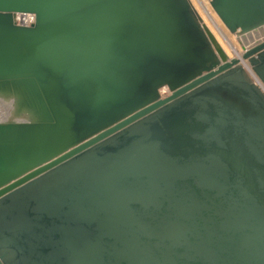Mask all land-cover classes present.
Instances as JSON below:
<instances>
[{"label":"water","instance_id":"water-1","mask_svg":"<svg viewBox=\"0 0 264 264\" xmlns=\"http://www.w3.org/2000/svg\"><path fill=\"white\" fill-rule=\"evenodd\" d=\"M207 1L240 53L190 0H0V264H264V0Z\"/></svg>","mask_w":264,"mask_h":264},{"label":"rangeland","instance_id":"rangeland-1","mask_svg":"<svg viewBox=\"0 0 264 264\" xmlns=\"http://www.w3.org/2000/svg\"><path fill=\"white\" fill-rule=\"evenodd\" d=\"M210 7V5H209ZM211 9V7H210ZM213 15L214 12L212 11V9L210 10ZM215 19L217 20L216 24H212L211 21L208 19V17L206 16V14L203 15V20L205 22V24L209 27V29L215 34V36L217 37V39L219 40V42L222 44V46L224 47V49L226 50V52L229 54V56H234L235 52H241L240 49V45L239 43L236 41V38L234 35L230 34L222 25V23L219 21V19L217 18L216 15H214ZM236 48V49H235ZM249 68V67H247ZM161 93H165L162 92ZM168 93V91H167ZM5 113H0V120H2L5 116Z\"/></svg>","mask_w":264,"mask_h":264},{"label":"built area","instance_id":"built-area-1","mask_svg":"<svg viewBox=\"0 0 264 264\" xmlns=\"http://www.w3.org/2000/svg\"><path fill=\"white\" fill-rule=\"evenodd\" d=\"M199 13L200 17L203 20V15L206 14L208 19L211 21L212 24H216L217 20L216 17L213 15V13L210 11L209 3L207 0H190ZM210 11V12H209ZM215 17V18H214ZM33 19V16L31 14H21L17 16L18 22L22 24H28ZM204 22V20H203ZM205 23V22H204ZM247 72L251 78V80L256 83L261 90L264 92V85L261 83V81L258 79V77L251 71L250 68H247Z\"/></svg>","mask_w":264,"mask_h":264},{"label":"bare ground","instance_id":"bare-ground-1","mask_svg":"<svg viewBox=\"0 0 264 264\" xmlns=\"http://www.w3.org/2000/svg\"><path fill=\"white\" fill-rule=\"evenodd\" d=\"M167 91L168 90L166 88H163L162 92H165V93H161V94L166 95L168 94ZM0 113H5L4 114L5 117L3 119H6L11 113V103L0 99Z\"/></svg>","mask_w":264,"mask_h":264}]
</instances>
